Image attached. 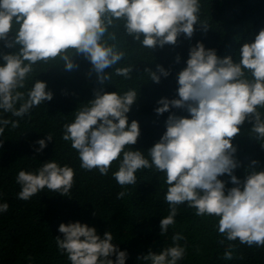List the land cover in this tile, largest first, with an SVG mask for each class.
Masks as SVG:
<instances>
[{
	"label": "clouds",
	"instance_id": "9594fccd",
	"mask_svg": "<svg viewBox=\"0 0 264 264\" xmlns=\"http://www.w3.org/2000/svg\"><path fill=\"white\" fill-rule=\"evenodd\" d=\"M200 9V0H0V41L8 49L18 46L17 51L0 53V110L23 118L33 107L51 101L52 93L39 80L27 93L20 91L34 66L59 60L70 71L77 67L73 57L82 55L101 88L93 91L94 99L76 109L61 136L76 151L81 169L105 176L113 162L119 161L112 177L122 189L137 184L138 170L154 168L162 173L169 212L160 220L159 235L175 225L178 207L186 204L197 216L216 218L217 234L227 241L264 247V170L256 171L258 161L253 160L243 181L238 179L233 173L240 165L232 144L246 121L252 124L249 135L264 141V28L241 45L238 60L220 58L215 49L206 50L200 42L189 48L186 67L177 74L178 98H161L154 111L159 116L172 108L183 109L190 118L169 114L165 132L148 149L147 157L130 147L140 136L139 123H129L127 117L138 93L103 89L112 78L105 69L114 67L115 75L124 79H130L133 70L115 67L126 52L117 50V35L110 29L122 27L134 43L152 52L156 47L175 46L181 34L191 39L195 25L206 31ZM179 61L177 56L175 63ZM144 71L157 84L161 76L170 75L159 65L155 72ZM9 124L19 127L18 120L0 119V135ZM46 140L52 141L51 134ZM36 143V151L42 152L45 140ZM259 145L264 149V143ZM224 175L234 187L226 189L218 178ZM74 177L73 168L54 160L34 171L20 170L18 199L26 201L45 188L67 196ZM126 195L122 190L117 199ZM8 207L0 203V213ZM58 232L63 238H55L57 248L70 264H125L127 252L112 243L110 231L101 237L94 227L77 221L61 223ZM184 239L176 233L172 246L159 254L149 250L137 259L145 264H177L186 255L187 245L179 243ZM234 247L230 243L225 248L223 259H232Z\"/></svg>",
	"mask_w": 264,
	"mask_h": 264
},
{
	"label": "trees",
	"instance_id": "16d2710c",
	"mask_svg": "<svg viewBox=\"0 0 264 264\" xmlns=\"http://www.w3.org/2000/svg\"><path fill=\"white\" fill-rule=\"evenodd\" d=\"M200 20L205 22V31L195 25L191 39L183 34L175 46L156 47L152 52L134 43L124 34L123 28L110 29L117 35V50L126 52L124 60L115 67H133L130 79L114 73V67L105 69L111 81L105 82V92L123 94L129 89L138 93L137 101L127 113L128 122L139 123L140 136L132 150L145 152L165 132V121L169 114L188 117L183 109H170L162 115L154 111L161 98L177 99V74L186 67L188 51L197 42L205 49H215L220 58L238 60L241 45L254 39L264 28V0H200ZM111 43V42H110ZM4 47L0 41V53L17 51ZM179 56V63L175 58ZM77 65L66 70L59 60L47 64L38 63L20 91L27 93L35 80L45 82L52 100L33 107L23 118L11 116L0 110V119L18 120L19 127H5L0 135V203H7V212L0 213V264H70L66 254L61 253L55 238H63L58 232L61 223L80 222L94 227L103 237L104 232L113 235L112 243L120 251L127 252L125 264H145L137 257L147 255L149 250L159 254L163 248L172 246V236L181 234L185 239L186 255L177 264H264V247H248L239 241L229 242L217 234L216 218L195 215V209L186 204L178 207L175 225L167 233L159 235L160 220L168 215L169 205L164 196L167 186L162 173L153 169L136 172L137 184L121 188L112 177L118 170L119 161L113 162L105 176L98 171H85L80 167L78 155L70 142L61 139L63 126L71 123L74 112L81 105L94 99L93 91L99 90L96 74L82 55L73 57ZM3 62L0 61V64ZM157 65L170 71L160 82L150 80L145 68L155 72ZM19 107V105H17ZM264 112V109H261ZM190 118V117H188ZM252 124L247 121L240 127V134L233 140L235 159L240 167L234 175L243 181L251 161H258L256 171L264 170V149L249 135ZM51 134L52 141L46 136ZM45 140L46 147L37 152L38 140ZM54 160L59 165H68L75 172L74 185L67 196L44 189L28 200L18 199L20 186L16 176L20 170L34 171L46 161ZM225 182L226 189L234 187L227 175L218 177ZM126 191L123 199L117 193ZM93 213L95 215H93ZM223 240V243L221 241ZM234 244L231 260L223 259V252ZM31 257V259H29ZM115 261V256L111 257Z\"/></svg>",
	"mask_w": 264,
	"mask_h": 264
}]
</instances>
